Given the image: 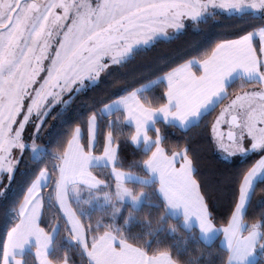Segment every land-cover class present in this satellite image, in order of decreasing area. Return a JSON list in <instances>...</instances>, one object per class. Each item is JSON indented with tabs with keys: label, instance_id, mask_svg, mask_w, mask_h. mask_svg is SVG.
Segmentation results:
<instances>
[{
	"label": "snow or ice",
	"instance_id": "obj_1",
	"mask_svg": "<svg viewBox=\"0 0 264 264\" xmlns=\"http://www.w3.org/2000/svg\"><path fill=\"white\" fill-rule=\"evenodd\" d=\"M218 14L264 15V0H0V176L8 180L2 195L21 161L26 163L25 140L40 139L48 117L61 106L66 110L74 93L89 83L99 86L101 74L110 75L115 66L123 67L137 48L147 50L155 43L169 42L188 23ZM237 82L238 91L230 97L229 89ZM135 83L125 82L120 90ZM153 85L163 89L162 102L144 95ZM222 101L228 103L210 124V141L222 153L223 163L235 166V158L245 161L251 155L260 159L247 170L238 168L226 180L230 197L226 223L217 228L188 147L173 145L169 155L164 134L156 125L163 121L187 130ZM91 109L87 119H80L66 136L48 142H55V151L49 152L48 144H32L30 159L35 170L46 157L52 163L38 173L34 170L35 179L19 203L16 222L0 241V264H72L67 253L62 258L49 255L60 224L50 226L51 231L41 226L46 200L58 220L64 221L80 264H178L166 249L149 254L123 237L117 239L116 202H137L127 184L147 185L153 179L165 212L179 211L185 229L194 218L205 240L212 233H222L226 259L221 264H264V215L251 225L243 219L257 183L264 181V23L258 31L221 40L199 59H189L103 107L93 103ZM114 112L115 120L111 119ZM121 123L134 129L130 143L143 149L146 158L130 165L141 169L143 177L122 170L115 144L124 135L117 131ZM102 124L108 129L103 134L102 155H94ZM222 125L227 132L221 131ZM16 150L19 155H14ZM93 163L110 167L106 174L111 183L93 175ZM82 193L87 198L82 199ZM101 197L104 204L113 205L110 214L94 223L86 212L78 215ZM102 228L105 231L100 234ZM29 249L34 253L26 258ZM186 264H199V257Z\"/></svg>",
	"mask_w": 264,
	"mask_h": 264
},
{
	"label": "trees",
	"instance_id": "obj_2",
	"mask_svg": "<svg viewBox=\"0 0 264 264\" xmlns=\"http://www.w3.org/2000/svg\"><path fill=\"white\" fill-rule=\"evenodd\" d=\"M262 23H264V15L252 17L249 15L218 14L208 17L202 22L188 23L187 27L182 30V34L172 36L169 42L155 43L147 50L137 48L123 67L116 66L110 75H104L99 86L93 83L87 84L84 90L73 94L66 110L61 106L53 111L52 115L48 117L45 128L41 131L40 139H26L25 142L43 146L48 144L50 140L55 141L66 136L68 130L77 126L80 119H87L88 115L91 114L93 103L102 107L111 99H116L119 95L126 94V91H131L156 80L158 76L189 59H199L201 54L214 46L215 43L224 39L237 38V33L239 35L246 34L259 28ZM241 29L243 31H240ZM255 46L259 47L258 39ZM132 80H136L137 83L126 91L120 90L125 82ZM162 91L163 89L159 85H153L144 95L162 102L159 101ZM236 91H238V82L237 85L229 89L230 97ZM106 97L108 98L106 99ZM226 102L222 101L217 104L196 122L195 126L190 125L187 130L167 126L163 121L156 125L164 134V143L169 149V155H171V146L173 145H179L180 148L188 147L189 155L194 159L196 178L202 185V190L209 196L214 225L217 227H223L226 223L225 214L228 212L230 199L228 195L229 186L226 185V180L238 168L244 170L250 168L260 157L259 155H251L245 161L239 159L235 161V166L230 163L227 167L222 158L215 157L209 136L210 124ZM155 106H158V103ZM116 117L117 114L112 113L111 119L115 120ZM107 119L105 117L104 124H106ZM120 119L123 121L122 115ZM104 124L101 127L98 150L95 154L102 152L103 134L108 131ZM117 131L124 133L115 141V144L119 146L118 155L123 165L122 170L133 171L139 176H145L146 174L141 169L130 167V165L138 161L142 162L146 158L141 147H135L130 143V133L134 129L121 123ZM83 132L86 142V126ZM150 135L154 138V133H150ZM25 136H30V133L26 132ZM55 150V142L48 144L49 152ZM31 155V147L28 146V150L23 153L26 163L21 161L17 167L5 196L2 193L4 192V185L8 183L7 176L3 175L0 178L2 179V183H0V241L6 237L8 229L16 222L19 203L22 201L31 180L35 178L33 173L35 166L32 165ZM51 163V159L46 157L39 163L35 171L38 173L40 168L45 167V164L50 167ZM92 171L98 179H104L111 183V178L106 174L107 171H110L107 166L93 167ZM127 186L134 194L143 192L144 200L136 208L129 203L116 202L115 208L119 209V212L115 223L120 228V232L116 233L119 239L123 237L127 243L137 248L146 249L149 254L157 248L166 249L178 261V264H186L193 257H199V264H221V261L226 259L224 247L220 244V235L216 236L210 243H205L195 227L185 229L179 217H172L168 212H165L164 205L157 195L155 181L147 185L129 182ZM43 191L45 195L48 194L47 187ZM69 195L71 197V193ZM81 198H87V194L82 193ZM71 202L74 208H79L75 201ZM48 204L49 202L46 200L45 206L42 207L41 226L45 227L46 231H51L50 226H54L57 222L60 224L53 237L49 255L53 258H62L67 253L72 257V264H80L77 249L71 244L74 242H71L70 236L66 232L64 221L58 220L55 209H52ZM112 211L113 205L104 204L101 197L100 200H93L91 205L86 207L84 212H78V215L83 217L86 212L94 223L98 217L107 216ZM261 215H264V181L257 183L243 219L246 224L251 225L254 222H259ZM107 222L105 220V223ZM104 231L105 229H100V234ZM0 254H2V249H0ZM32 255V251L26 252V258H31Z\"/></svg>",
	"mask_w": 264,
	"mask_h": 264
},
{
	"label": "crops",
	"instance_id": "obj_3",
	"mask_svg": "<svg viewBox=\"0 0 264 264\" xmlns=\"http://www.w3.org/2000/svg\"><path fill=\"white\" fill-rule=\"evenodd\" d=\"M259 30V28H257V29H255V30H253V31H258ZM174 36V35H173ZM235 39V38H234ZM258 39V38H257ZM196 69H197V71H196ZM193 71L194 72H196L197 74H199V72H198V68L197 67H193ZM155 81V80H154ZM152 82V81H151ZM151 82H148V83H146V84H150ZM146 84H144V85H141L140 87H138V88H143ZM109 103V102H108ZM103 107V106H102ZM133 146H135V147H139V146H136V145H133ZM102 151H103V148H102ZM94 155H102V152L101 153H99V154H95L94 153ZM260 159V157L257 159V160H259ZM98 166H107V165H104V163H100ZM93 167H97V165H95V163H93ZM177 167H179V164H177ZM110 168V167H109ZM94 175V174H93ZM35 179V178H34ZM153 181H155V179H153L151 182H153ZM132 182H134V183H138V182H136V181H132ZM156 182V181H155ZM138 184H140V183H138ZM150 184V183H149ZM142 185H144V184H142ZM30 186V185H29ZM80 187H84L83 185H81ZM128 187V186H127ZM129 188V187H128ZM130 189V188H129ZM27 191V190H26ZM132 192V191H131ZM133 193V192H132ZM133 195H135V196H139V195H143V199H144V194H143V192H139V193H137V194H134L133 193ZM23 200V199H22ZM141 204V203H140ZM18 208H19V206H18ZM168 212V214L170 215V216H172V217H179L180 219H181V223H182V226H183V217H182V214L179 212V211H177V212H175V213H173L172 211H167ZM184 227V226H183ZM192 227H195L197 230H198V233H199V228H198V226L196 225V223H195V221H194V218H193V221H192V224H191V226L190 227H188L187 229H189V228H192ZM214 227H217V226H215L214 225ZM217 228H222V227H217ZM56 232H57V230H56ZM56 234V233H55ZM246 234V233H245ZM218 235H220V244L224 247V244H223V239H222V233H212L211 235H210V237L207 239V240H205L201 235H200V233H199V236H200V238L202 239V241H204L205 243H210L216 236H218ZM55 236V235H54ZM53 236V237H54ZM117 239H119L118 237H117ZM52 240H53V238H52ZM129 244V243H128ZM131 245V244H130ZM132 247H135V246H133V245H131ZM137 248V247H136ZM51 249V248H50ZM50 249H49V251H50ZM28 251H32V253H34V249H29Z\"/></svg>",
	"mask_w": 264,
	"mask_h": 264
},
{
	"label": "rangeland",
	"instance_id": "obj_4",
	"mask_svg": "<svg viewBox=\"0 0 264 264\" xmlns=\"http://www.w3.org/2000/svg\"><path fill=\"white\" fill-rule=\"evenodd\" d=\"M257 15H262V14H257ZM116 67V66H115ZM46 74V73H45ZM45 74H42V76L43 75H45ZM105 74H101V76L103 77ZM226 103H228V101L226 102ZM225 103V104H226ZM224 104V105H225ZM223 105V106H224ZM222 106V107H223ZM221 107V108H222ZM220 108V109H221ZM219 112H220V110H219ZM219 112H218V114H219ZM217 114V115H218ZM226 128H227V126L226 125H222L221 126V131H223V132H226ZM209 136H210V133H209ZM33 140V139H32ZM26 143V142H25ZM27 144V143H26ZM32 142L31 143H29V144H27L29 147H31L32 146ZM212 149H213V153H214V155H215V157L216 158H218V159H221L222 158V153H220V151L215 147V145L212 143ZM19 154V150H16V151H14V155H18ZM240 158H235V161H238ZM0 178H1V176H0ZM129 189V188H128ZM129 191L131 192V189H129ZM132 193V192H131ZM132 195H133V193H132ZM134 197H136L137 198V202H135V203H133L130 199H126L125 201H121V202H124V203H129L132 207H134V208H136V207H138L139 205H140V203L141 202H143V195H139V196H135V195H133ZM142 197V198H141Z\"/></svg>",
	"mask_w": 264,
	"mask_h": 264
},
{
	"label": "water",
	"instance_id": "obj_5",
	"mask_svg": "<svg viewBox=\"0 0 264 264\" xmlns=\"http://www.w3.org/2000/svg\"><path fill=\"white\" fill-rule=\"evenodd\" d=\"M228 131V128H226V132Z\"/></svg>",
	"mask_w": 264,
	"mask_h": 264
}]
</instances>
